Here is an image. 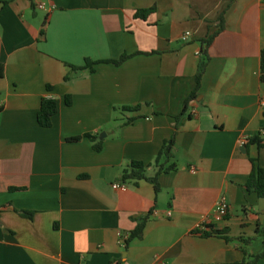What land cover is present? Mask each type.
Wrapping results in <instances>:
<instances>
[{"label": "crops", "instance_id": "0c3cea01", "mask_svg": "<svg viewBox=\"0 0 264 264\" xmlns=\"http://www.w3.org/2000/svg\"><path fill=\"white\" fill-rule=\"evenodd\" d=\"M263 49L264 0H0V264H251L264 200L244 185L252 159L264 170ZM204 51L199 97L176 122ZM123 55L118 67L69 68ZM46 97L58 105L48 129L37 122ZM86 134L100 152L87 138L66 141ZM174 134L177 168L158 177L157 196L121 179L132 162L152 178ZM258 135L261 147L248 143ZM222 196L230 211L215 224ZM142 220L141 237L120 248L118 234ZM210 229L225 233L204 237Z\"/></svg>", "mask_w": 264, "mask_h": 264}, {"label": "trees", "instance_id": "16d2710c", "mask_svg": "<svg viewBox=\"0 0 264 264\" xmlns=\"http://www.w3.org/2000/svg\"><path fill=\"white\" fill-rule=\"evenodd\" d=\"M154 10H155L154 8H150L147 10H138L136 11L134 17L136 19L145 20L148 15L154 12ZM214 38H215V34L212 36H209L205 41H203V43L206 45V48L210 46ZM131 57L132 56H129V55H123L116 61H104V62H94V61L86 60L84 66L82 67L69 66V68L71 69V72L73 73H79L82 71H88L89 73H93L95 71V67L98 64H102V63L103 64H113L114 66L118 67L122 65L125 61L130 59ZM209 60L210 59H209L207 52L204 51V53L201 54L197 73L195 76V82H196L195 88L192 91V93L189 95V97L184 101L182 113L180 116L176 118V122H178L180 118L186 117V115L188 118H190L189 111L191 110V108L193 107V104L196 103L199 97L201 80L205 74ZM3 74H4V69L2 65H0V78L3 76ZM259 75H260L259 76L260 83L264 84V49L260 53V74ZM68 80H69V77L66 76L64 78V81L67 82ZM47 88L48 90L51 89L50 86H48ZM65 104L67 106H71L72 102L69 96L66 97ZM140 108H141V105H137L135 107H123L121 111L130 112V113L138 112ZM57 112H58V105H57L56 100L52 98H48V97L43 98L40 104L39 111L37 113L38 125L45 129L50 128L52 126V118L57 114ZM262 116L264 118V112H262ZM132 122H133V119H128L125 121L124 125L130 124ZM176 130H178L177 126H176ZM263 133H264V129H263ZM260 136L258 135V136L250 138L248 140V143H257L261 147L262 145H261ZM83 138H87L91 141L93 150L95 152L101 151L102 149L101 142L98 140L96 136H93V135L86 134L84 136L72 137V138L66 139V141L70 143H78ZM175 138H176V134H174L170 140L164 142L161 150L159 151L158 155L155 158L154 166L156 167V173L152 178H147L145 176V171H144L145 166L143 163L132 162L129 165V168L123 172L121 179L123 181H135V182L144 180L153 185L155 195L157 196L160 192V186L157 181L158 177L161 174H166L171 171H175L177 168V165L174 162V155H173L174 148H175ZM251 164H252L251 172H250V175H249V178L246 184L244 185V189L248 193H255L259 199L264 200V170L258 165V161L256 159H252ZM18 214H20L23 217L29 218V219L32 218L33 216L32 213L25 212V211H18ZM144 226H145V220H142L141 223L136 228V230L131 234L130 240L134 238H140L142 231L144 229ZM224 233L225 231L210 229L209 232L205 231L202 235L204 237H208L212 235L221 236V235H224ZM257 234L262 235L263 251L260 254H256L253 256V260L251 261V264H257L259 260L264 259V225L257 226ZM226 240H229V238H226ZM240 241L242 242V244L247 245L251 240L250 239L248 240L240 239Z\"/></svg>", "mask_w": 264, "mask_h": 264}, {"label": "built area", "instance_id": "2783aa9c", "mask_svg": "<svg viewBox=\"0 0 264 264\" xmlns=\"http://www.w3.org/2000/svg\"><path fill=\"white\" fill-rule=\"evenodd\" d=\"M39 10H46L47 7H45V5L40 4L37 7ZM191 34L189 32H185L182 37H181V41L186 43L189 38H190ZM201 52L198 53L199 56H201ZM261 110L262 112H264V100L261 102ZM192 113H194L195 111L192 110ZM191 172H195L194 169H191ZM113 189L115 190H126V186L124 184H114L113 185ZM229 211H230V206H229V202L227 200V198L225 196L220 197V199L218 200V202L215 204L213 210H212V216H211V221L215 224H219L222 223L227 216L229 215ZM202 230H207V228L205 226H203L201 228ZM130 236L131 234L127 233V232H121L118 234V246L122 249H124L128 242L130 241Z\"/></svg>", "mask_w": 264, "mask_h": 264}]
</instances>
